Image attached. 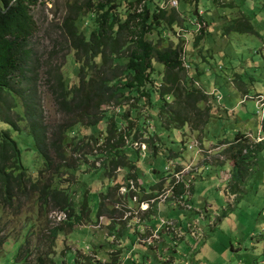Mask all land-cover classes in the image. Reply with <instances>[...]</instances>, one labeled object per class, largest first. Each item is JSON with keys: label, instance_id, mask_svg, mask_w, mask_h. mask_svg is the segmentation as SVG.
I'll list each match as a JSON object with an SVG mask.
<instances>
[{"label": "rangeland", "instance_id": "374dc122", "mask_svg": "<svg viewBox=\"0 0 264 264\" xmlns=\"http://www.w3.org/2000/svg\"><path fill=\"white\" fill-rule=\"evenodd\" d=\"M38 1L31 8L37 26L29 41L33 58L25 67V79L16 84L14 99L22 114L23 98L35 95L39 104L35 117L50 133L63 122V116L57 112L44 83L45 72L57 67L67 82L75 76L69 44L61 26L68 7L77 1ZM171 2L160 6L166 9L176 7L181 22L173 32L153 33L149 40L156 42L164 34V44L182 45L187 84L209 95L205 105L212 106L211 118L205 128L200 133L192 132L188 127L163 132L149 118L143 100L138 101L135 110L145 115L139 141L149 143L132 145L139 157L135 164L136 177L128 181L124 177L121 182L124 186L114 188L122 172L117 169L109 175L110 179L104 176L99 169L102 162L95 156L96 146H91V152L86 149L91 153H87V160L82 154L75 156L67 150L69 161L78 163L76 159H81L83 162L81 174L76 177L77 182L84 183L88 190L91 219L69 231L62 224V214L49 208L40 209L34 200L22 201L18 212L0 207V240H3L0 242V264H20L25 257V261L32 264L37 257L43 256L49 243V232L55 227L62 229L54 243L52 257L56 264L64 260L72 264L74 255L83 264L85 257H95L106 264L109 254L124 247L127 237L134 247L146 245L148 253L141 264H262L264 0H198L197 9L202 12L204 23L195 19L192 1L183 5L177 2L175 6ZM87 9L84 5V10ZM242 16L256 34L223 33L225 26L242 21ZM81 25V30L86 27L84 22ZM155 67L163 70L160 64L156 63ZM105 109L110 115H121L129 112V104L123 110L117 107ZM149 112L153 114L151 110ZM137 116L132 112L129 114L131 120ZM9 118L21 130L18 133L12 128L11 132L21 151V164L36 177L42 159L28 134V125L25 120L18 122L12 113ZM238 139L249 147L261 143L248 177L234 196L231 193L232 162L225 149ZM206 166H209L208 174H205ZM136 170L130 171V175L134 176ZM179 184L184 189L182 197H178L174 189ZM110 186L112 196L105 199L104 207L115 212L110 217H97L99 195L105 194ZM79 196L76 192L74 199L78 201ZM145 197L152 199L141 202ZM206 202L212 206V212L218 214L215 222L222 217L221 223L214 228L206 222ZM114 229L121 234L120 238L109 234V231L114 234ZM25 240L27 243L16 262L13 256ZM135 257V253L126 251L120 264H136Z\"/></svg>", "mask_w": 264, "mask_h": 264}, {"label": "trees", "instance_id": "16d2710c", "mask_svg": "<svg viewBox=\"0 0 264 264\" xmlns=\"http://www.w3.org/2000/svg\"><path fill=\"white\" fill-rule=\"evenodd\" d=\"M46 1L51 0H43L44 3ZM76 1L80 4L75 2L68 7L61 26L69 44L75 76L67 82L57 67L45 72L44 83L57 112L63 116V122L48 133L46 126L34 114L39 107L36 96L23 98L22 114L14 99L16 84L25 79V67L33 58L29 41L37 26L31 8L39 1L0 0V207L18 212L22 201L34 200L40 209L49 208L62 214V224L69 231L73 226L91 219V206L85 184L77 182L76 177L81 174L83 162L81 159H76L78 163L69 161L67 150L75 156L82 154L87 160L91 146H96V159L102 162L99 169L109 179V175L120 169L121 177L114 188L123 187L121 182L124 177L128 181L137 175L135 164L139 157L132 145L149 143L139 141L145 115L135 110L138 101L143 100L149 118L163 132L188 127L192 132L200 133L210 120L212 109L211 105H205L209 101L208 93L187 84L182 45L164 44V34L156 42L149 40L153 33L173 32L181 22L176 7L166 9L160 6L172 0ZM175 1L182 5L192 1L195 19L199 23L205 22L202 12L197 9L198 0ZM84 5L88 7L87 11ZM83 17L86 19L83 20ZM81 22L86 26L82 30L79 28L83 26ZM200 32L202 35V29ZM231 32L256 34L244 17L242 21L224 27L223 33ZM156 63L163 66L162 71L155 67ZM157 76L160 78L156 79ZM128 104L129 112L138 114L133 120L129 118V112L110 115L105 109L117 107L123 110ZM8 113L14 114L18 122L25 120L28 125V134L42 159L36 177L21 164V151L11 137L12 128L18 133L21 130ZM260 143L249 147L238 139L233 146L225 149L232 162V194L238 193L237 188L248 177ZM87 148L90 152H86ZM132 170H136L134 176L130 175ZM111 189L110 186L105 194L99 195L97 217H110L115 212L104 207L105 199L112 196ZM174 189L178 197L183 196L181 184ZM76 192L80 194L78 201L74 199ZM151 199L145 197L141 202ZM61 230L56 227L50 230L43 256L37 257L32 264H56L52 255ZM113 232L109 231V234L121 237L115 229ZM126 239L124 247L109 254L106 264H120L126 251L136 254V264L143 263L148 253L146 245L134 247L130 237ZM26 243L25 240L17 248L13 256L16 262ZM25 260L26 257L20 264H28ZM72 260V264H83L76 255ZM63 262L61 264H67L65 260ZM84 264L102 263L95 257H85Z\"/></svg>", "mask_w": 264, "mask_h": 264}, {"label": "crops", "instance_id": "0c3cea01", "mask_svg": "<svg viewBox=\"0 0 264 264\" xmlns=\"http://www.w3.org/2000/svg\"><path fill=\"white\" fill-rule=\"evenodd\" d=\"M205 169V174H208L209 173V166H206V168H204ZM208 178V177H207ZM221 178V177H220ZM219 178V179H220ZM220 181V180H219ZM220 189V188H219ZM234 195V194H233ZM236 195V194H235ZM234 195V196H235ZM206 204H207V202H206ZM208 206H207V213L205 214L207 217H208V220L206 221L207 222V225H209L211 228H214L217 224H219V223H221V219H222V217H221V219H220V221L218 222H215L214 221V218H217L218 217V214L217 213H213L212 212V206L210 205V204H207ZM184 215V214H183ZM221 216H223V215H221ZM205 222V221H204ZM215 222V223H214ZM191 236H192V234H191ZM193 237V236H192ZM194 238V237H193ZM181 250L183 251L184 250V248L182 247L181 248ZM183 257L184 256H186V255H182ZM262 262V264H264V260H262L261 261Z\"/></svg>", "mask_w": 264, "mask_h": 264}, {"label": "built area", "instance_id": "2783aa9c", "mask_svg": "<svg viewBox=\"0 0 264 264\" xmlns=\"http://www.w3.org/2000/svg\"><path fill=\"white\" fill-rule=\"evenodd\" d=\"M168 3V2H167ZM174 6L177 4V2L176 1H174V0H172V2H171ZM162 6V5H161ZM195 25H198V24H195Z\"/></svg>", "mask_w": 264, "mask_h": 264}]
</instances>
